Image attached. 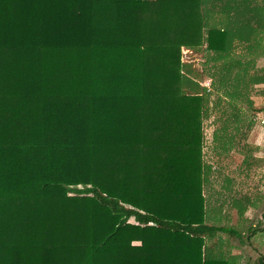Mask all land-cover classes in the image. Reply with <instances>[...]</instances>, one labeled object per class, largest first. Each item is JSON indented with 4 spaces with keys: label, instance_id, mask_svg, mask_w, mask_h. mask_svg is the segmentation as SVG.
<instances>
[{
    "label": "trees",
    "instance_id": "obj_1",
    "mask_svg": "<svg viewBox=\"0 0 264 264\" xmlns=\"http://www.w3.org/2000/svg\"><path fill=\"white\" fill-rule=\"evenodd\" d=\"M253 2L0 0V264H235L242 234L206 219L211 88L181 58L264 55Z\"/></svg>",
    "mask_w": 264,
    "mask_h": 264
},
{
    "label": "rangeland",
    "instance_id": "obj_2",
    "mask_svg": "<svg viewBox=\"0 0 264 264\" xmlns=\"http://www.w3.org/2000/svg\"><path fill=\"white\" fill-rule=\"evenodd\" d=\"M257 51L262 53L264 48ZM252 55L240 46L226 56H215L216 61H212L210 54L188 51V48L182 47L181 58L200 73L197 78L199 83L204 86L209 84L211 88L208 104L210 115L204 121V151L207 163L212 167L210 179L204 187L208 203L206 219L219 225L237 227L241 224L237 228L242 229V239L249 245L231 239L221 248L225 257L235 256L239 264L240 261L255 264L258 256L264 254L255 248V244H263L264 233L259 232L258 237L250 236L248 239L250 230L246 228L257 219L263 221L264 211V82L258 77L264 70L257 71L264 69V55ZM243 63H248V75L244 80L241 78L246 86L236 89L239 77L245 70ZM253 76L257 78L253 80ZM233 90L236 92L231 94ZM248 148L250 153H247ZM246 155L249 166L243 163ZM226 174L233 178L229 190L222 186ZM231 193L247 195L254 205L251 203L243 215L237 216L233 211L235 208L228 204ZM223 202H227L225 206H229L230 212L217 209ZM262 226L256 225L254 228L260 230L264 228ZM219 238L225 242L227 235L220 234ZM215 243L212 242L211 246Z\"/></svg>",
    "mask_w": 264,
    "mask_h": 264
},
{
    "label": "crops",
    "instance_id": "obj_3",
    "mask_svg": "<svg viewBox=\"0 0 264 264\" xmlns=\"http://www.w3.org/2000/svg\"><path fill=\"white\" fill-rule=\"evenodd\" d=\"M254 5H264V0H254ZM252 157H253V155H252ZM233 211H235L236 213H237V216H239L240 214H239V212L236 210V209H234ZM247 211V210H246ZM245 211V212H246ZM244 212V213H245ZM239 218V217H238ZM239 226H241V224H239ZM239 226H237V227H239ZM235 227V226H234ZM236 227V228H237ZM238 229V228H237ZM239 230V232H242L241 230L242 229H238ZM254 237H258V236H254ZM253 237V238H254ZM252 238V239H253ZM251 241V240H250ZM244 244H247V245H249V242H244ZM254 245V244H253ZM241 247H242V245H240ZM255 248H257V249H259V250H261V251H263V253H264V242H263V244H255ZM261 255H263L264 256V254H261ZM263 260H264V258H263ZM235 264H239V262L238 263H236V261H235ZM240 264H243L242 263V261H240Z\"/></svg>",
    "mask_w": 264,
    "mask_h": 264
},
{
    "label": "built area",
    "instance_id": "obj_4",
    "mask_svg": "<svg viewBox=\"0 0 264 264\" xmlns=\"http://www.w3.org/2000/svg\"><path fill=\"white\" fill-rule=\"evenodd\" d=\"M188 51H189V49H188ZM202 86H204V85H202ZM208 86H209V84H207V86H204V87H206L207 89H210V87H208Z\"/></svg>",
    "mask_w": 264,
    "mask_h": 264
}]
</instances>
